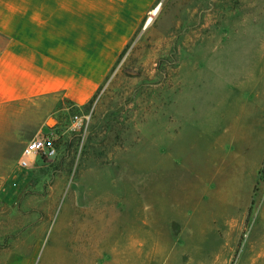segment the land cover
<instances>
[{"label": "rangeland", "instance_id": "1", "mask_svg": "<svg viewBox=\"0 0 264 264\" xmlns=\"http://www.w3.org/2000/svg\"><path fill=\"white\" fill-rule=\"evenodd\" d=\"M157 7L86 105L0 107V264H264V0Z\"/></svg>", "mask_w": 264, "mask_h": 264}, {"label": "crops", "instance_id": "2", "mask_svg": "<svg viewBox=\"0 0 264 264\" xmlns=\"http://www.w3.org/2000/svg\"><path fill=\"white\" fill-rule=\"evenodd\" d=\"M160 2L0 0V107L58 99L86 105ZM12 261L35 264L32 256Z\"/></svg>", "mask_w": 264, "mask_h": 264}, {"label": "built area", "instance_id": "3", "mask_svg": "<svg viewBox=\"0 0 264 264\" xmlns=\"http://www.w3.org/2000/svg\"><path fill=\"white\" fill-rule=\"evenodd\" d=\"M57 155L56 139L50 135H40L30 141L21 153L18 166L21 170L32 169L39 157L44 161H51ZM14 189L19 188L16 181L12 184Z\"/></svg>", "mask_w": 264, "mask_h": 264}, {"label": "bare ground", "instance_id": "4", "mask_svg": "<svg viewBox=\"0 0 264 264\" xmlns=\"http://www.w3.org/2000/svg\"><path fill=\"white\" fill-rule=\"evenodd\" d=\"M159 10H161V9H159V7H157L156 9L153 10V14L157 16ZM152 20H153V19H150V20L148 21L147 25L150 24V23L152 22Z\"/></svg>", "mask_w": 264, "mask_h": 264}]
</instances>
